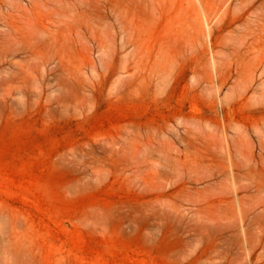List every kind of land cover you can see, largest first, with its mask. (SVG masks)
Instances as JSON below:
<instances>
[{
  "label": "rangeland",
  "instance_id": "1",
  "mask_svg": "<svg viewBox=\"0 0 264 264\" xmlns=\"http://www.w3.org/2000/svg\"><path fill=\"white\" fill-rule=\"evenodd\" d=\"M0 264H264V0H0Z\"/></svg>",
  "mask_w": 264,
  "mask_h": 264
}]
</instances>
